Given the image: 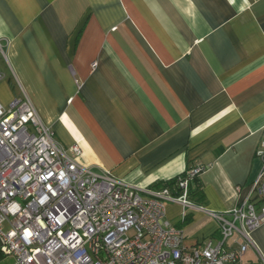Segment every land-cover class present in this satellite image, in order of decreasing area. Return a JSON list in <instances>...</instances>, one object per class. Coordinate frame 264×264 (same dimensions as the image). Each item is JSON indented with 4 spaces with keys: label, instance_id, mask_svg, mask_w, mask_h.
Segmentation results:
<instances>
[{
    "label": "crops",
    "instance_id": "0c3cea01",
    "mask_svg": "<svg viewBox=\"0 0 264 264\" xmlns=\"http://www.w3.org/2000/svg\"><path fill=\"white\" fill-rule=\"evenodd\" d=\"M0 45V103L27 97L79 165L139 189L200 165L196 207L224 213L248 197L264 0H0ZM183 213L165 206L190 245L219 238L204 211ZM249 236L237 264H264V223Z\"/></svg>",
    "mask_w": 264,
    "mask_h": 264
},
{
    "label": "built area",
    "instance_id": "2783aa9c",
    "mask_svg": "<svg viewBox=\"0 0 264 264\" xmlns=\"http://www.w3.org/2000/svg\"><path fill=\"white\" fill-rule=\"evenodd\" d=\"M79 154L56 143L27 97L0 103V258L8 264H237L264 223V129L255 152L260 172L248 197L224 213L188 199L200 165L173 189H139L79 165ZM169 203L183 208V219L204 211L219 238L187 246L166 220Z\"/></svg>",
    "mask_w": 264,
    "mask_h": 264
},
{
    "label": "trees",
    "instance_id": "16d2710c",
    "mask_svg": "<svg viewBox=\"0 0 264 264\" xmlns=\"http://www.w3.org/2000/svg\"><path fill=\"white\" fill-rule=\"evenodd\" d=\"M186 171H188V170H186ZM186 171L183 172L181 175H179L173 179H170L166 182L157 183V184L153 185L152 188L168 187L170 189H173L175 184L177 183V178H179V177L184 178ZM173 194L179 195L180 191L177 190ZM187 196H188V199L190 200V202H192L194 205H197L203 199V194H202V191H201V188L199 185L198 176L195 177L193 180V187L191 185L188 186ZM186 218H187V215H185L184 221L187 220Z\"/></svg>",
    "mask_w": 264,
    "mask_h": 264
},
{
    "label": "rangeland",
    "instance_id": "374dc122",
    "mask_svg": "<svg viewBox=\"0 0 264 264\" xmlns=\"http://www.w3.org/2000/svg\"><path fill=\"white\" fill-rule=\"evenodd\" d=\"M186 240V239H185ZM185 242V244L187 245V246H192V245H190V243L186 240V241H184ZM0 260H2V261H0V264H8V263H10L11 262V259H4V258H0Z\"/></svg>",
    "mask_w": 264,
    "mask_h": 264
}]
</instances>
